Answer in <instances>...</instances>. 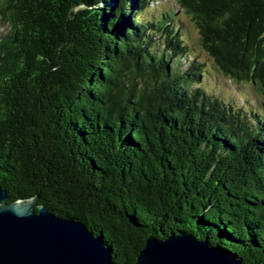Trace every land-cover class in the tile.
Instances as JSON below:
<instances>
[{
    "label": "trees",
    "instance_id": "16d2710c",
    "mask_svg": "<svg viewBox=\"0 0 264 264\" xmlns=\"http://www.w3.org/2000/svg\"><path fill=\"white\" fill-rule=\"evenodd\" d=\"M155 1L0 0V187L114 264L173 236L264 264V0H175L207 60Z\"/></svg>",
    "mask_w": 264,
    "mask_h": 264
},
{
    "label": "water",
    "instance_id": "95a60500",
    "mask_svg": "<svg viewBox=\"0 0 264 264\" xmlns=\"http://www.w3.org/2000/svg\"><path fill=\"white\" fill-rule=\"evenodd\" d=\"M37 197L10 201L0 187V264H114L84 225L51 213ZM134 264H240L189 236L148 238Z\"/></svg>",
    "mask_w": 264,
    "mask_h": 264
},
{
    "label": "rangeland",
    "instance_id": "374dc122",
    "mask_svg": "<svg viewBox=\"0 0 264 264\" xmlns=\"http://www.w3.org/2000/svg\"><path fill=\"white\" fill-rule=\"evenodd\" d=\"M158 1V2H157ZM171 10H174L175 17L173 22L180 21L182 23L183 34L185 38L189 40L193 47H196L198 54L203 57L204 60H207L206 55L203 53V50L198 42V31L194 23L190 18L180 10L175 0H156L153 5L152 12H146L143 14V18H149L151 14L153 16H160L162 14H167ZM3 28H0V33ZM208 67L209 62H207ZM206 87L209 91L216 93L225 98H231L238 105H241L244 102L245 98H255V95L251 93V90L247 87L236 86L232 82L223 79L221 76L217 75L215 71L211 70V77Z\"/></svg>",
    "mask_w": 264,
    "mask_h": 264
}]
</instances>
